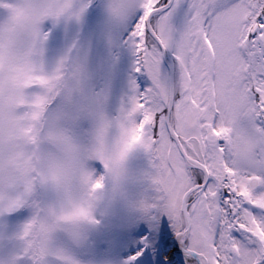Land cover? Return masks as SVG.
<instances>
[{
    "label": "snow or ice",
    "instance_id": "6c2138e0",
    "mask_svg": "<svg viewBox=\"0 0 264 264\" xmlns=\"http://www.w3.org/2000/svg\"><path fill=\"white\" fill-rule=\"evenodd\" d=\"M100 8L134 61L115 118L79 41L48 55ZM137 150L150 187L129 218ZM90 248L92 264H264V0H0V264Z\"/></svg>",
    "mask_w": 264,
    "mask_h": 264
},
{
    "label": "rangeland",
    "instance_id": "374dc122",
    "mask_svg": "<svg viewBox=\"0 0 264 264\" xmlns=\"http://www.w3.org/2000/svg\"><path fill=\"white\" fill-rule=\"evenodd\" d=\"M102 5L104 0H96ZM91 11V10H90ZM97 12L99 14H97ZM93 12L85 21L83 27H68L57 29L49 45V58H58L73 42L79 41L88 51L87 65L90 74V84L93 88L107 90L105 102L106 113L115 118L126 97L129 82L135 79L133 72V57L124 46L123 30L109 28L104 21L102 8ZM127 184L125 188V203L121 208L122 213L131 218L135 216L134 206L149 192V182L146 173L150 165L147 155L142 150L130 154L127 160ZM92 167L99 173L102 170L94 163ZM47 198H53V193H47ZM135 244V241H133ZM97 249L80 251L82 264H92L97 256Z\"/></svg>",
    "mask_w": 264,
    "mask_h": 264
}]
</instances>
